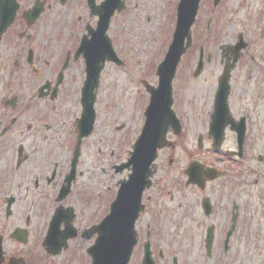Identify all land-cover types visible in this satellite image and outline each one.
<instances>
[{"label": "rangeland", "instance_id": "374dc122", "mask_svg": "<svg viewBox=\"0 0 264 264\" xmlns=\"http://www.w3.org/2000/svg\"><path fill=\"white\" fill-rule=\"evenodd\" d=\"M178 1L126 0V12L115 13L113 16L108 35L113 41V49L124 65L109 64L103 70L95 104L94 129L90 137L84 139L81 147L80 169L83 172L81 186L87 192L95 191L96 195H90L91 201L86 205L72 198L76 212L79 213L80 227L90 225L92 222L97 223L108 213V206L113 200L116 189L115 181L120 180L125 174H115L112 167L127 160L134 142L141 133L144 123L143 112L148 101L147 93L141 83L145 81L151 86H156L155 71L170 43ZM211 7V1L202 0L196 24L192 28L194 49H191L186 58L181 60L173 82V97L177 101L182 126H185V134L183 138L174 140L176 146L174 150L159 153L156 160L158 167L155 179L158 183L165 182L167 178L173 180V183L178 180L182 184L185 179L183 171L186 163L192 159H199L207 165L218 159L220 163L215 166L222 167L220 160H224L225 157H222L221 153L215 155L205 146L204 154L199 156L195 136L204 134L206 131L207 112L211 109L217 80L222 71L220 48L234 44L237 36L242 34L249 48L242 61L239 60L231 73L229 100L231 104L240 102L241 99V101L245 100L244 107L247 110L248 102L255 101L250 116L253 121L252 117L255 114L254 122L260 126L262 134L259 143L257 139L260 137L259 129L255 133L256 146L248 150L251 159L246 163L233 161V165L229 166L231 168L224 170L225 174H221V179H218L219 181L214 185H209L207 189L208 193L217 198V202L225 199L227 204H230L232 199L243 201V220L246 222L243 225L246 229L242 230L244 239L240 240V236L234 238L233 247L225 258L220 255V247H218L211 260L213 264H224L223 259L228 257V264H264V146L262 145L264 141V0H222L213 10V20L206 34L205 24L210 16ZM66 16L67 13L63 14L62 10L52 6L51 10L41 17L33 29V38L29 43L38 56L44 57L46 52L53 51L54 60L56 62L59 60L58 56L61 52L57 51L66 45L65 41L70 35ZM16 28L17 25L13 27V29ZM77 41L74 36L69 38V45H73L69 49L73 50L78 44ZM26 43L22 40L16 46L25 49ZM2 47L1 51L5 59L8 55L11 57L13 46L4 43ZM199 47L203 49L204 59L210 55V61L204 63L200 76L193 79L192 73L198 62ZM66 50L63 52L65 53ZM15 72H17L15 69L3 70L1 77L5 80L2 86L5 92H7L5 87H9V78L17 76L14 75ZM23 72L25 77L26 72ZM80 78L81 87L84 82L82 73ZM16 88L17 86L12 83L11 90L6 94L15 93ZM65 94L68 97L70 91L67 93L66 90ZM75 95L74 93L71 96ZM79 97L80 92L77 93V100L74 97L70 99L71 116L65 123V132L68 126L75 124L80 115ZM67 103L68 100L64 102L65 106ZM232 106L235 109L239 108V104ZM116 126H119L121 130H117ZM73 136H75L74 133ZM73 136V139H70L71 142L74 141ZM231 143L228 139L223 150L232 149L234 146H231ZM97 150L100 152L98 153ZM69 151L72 152V148ZM258 156L262 157V161L257 160ZM168 158L173 160L171 165L167 163ZM249 167L256 170L249 171L251 169ZM240 168L245 174H242V171L239 174ZM254 180L258 182L256 187L253 186ZM165 183L167 185V182ZM77 187L81 190L79 186ZM253 188L261 189L260 203H252L250 192ZM179 192H182V185L180 189L178 186L164 187L163 207L160 199L158 201L162 209L156 216L158 225L155 230L154 248L161 252V257L157 259L158 264H171L172 257H175L179 264H211L212 262H207L203 258L201 238L208 221L201 216L199 210L194 222H190L195 227L194 230L183 221L184 219L176 218L175 221V216L180 213V210H177L176 201L179 198ZM169 195L173 196L171 201ZM186 195L188 203L193 201L191 198L198 196L194 189L189 188L186 193H181L180 202ZM182 205L188 209L190 204H186L183 199ZM154 214L156 213L153 212L152 215ZM149 216L147 211L140 220L141 237H143V227L145 228L144 223ZM221 218L217 224L220 222L222 224ZM177 224L178 227H176ZM222 231L223 229L218 230L219 234ZM254 232L256 238L253 239ZM93 238L84 242L85 247L89 246ZM221 238H218L220 244ZM76 250H79L77 256L83 254V248L76 247L73 251L75 255Z\"/></svg>", "mask_w": 264, "mask_h": 264}, {"label": "flooded vegetation", "instance_id": "af4514ba", "mask_svg": "<svg viewBox=\"0 0 264 264\" xmlns=\"http://www.w3.org/2000/svg\"><path fill=\"white\" fill-rule=\"evenodd\" d=\"M16 1L19 8L16 12L15 20L0 38V264H90V259L86 254V243H84L85 241H90V239H84L81 233L97 225L101 219L97 223L92 222L90 225L83 227L78 224L79 213L76 212L72 198L77 199L80 204L86 205L91 201L90 195L96 194L95 191H92L94 193H90L91 191L87 192L81 186L83 172L80 169V160L84 139L81 140L80 156L74 179L72 182L67 180L69 179L73 154V151L71 152L69 149H74L77 134L74 133V141L71 142L70 139L72 137L67 135L68 132H65L64 127L65 123L69 121V116H71L69 111L71 106L70 99L73 97L75 99L77 93L80 92V74L82 73L83 79L85 78L84 55L81 53L76 55L75 52L82 39L89 40L87 33L95 29L98 17L91 14L89 9L90 0ZM92 2L96 6L102 0H92ZM38 4H42L41 14L34 23L28 24L26 17L31 14L35 5L38 7ZM52 6L62 10L63 14L67 13L66 17L68 20L66 23L70 33L65 41L66 45L62 46L59 49L60 51H57L61 52L57 62L54 60L55 54H53V51L46 52V55L42 57L38 56L36 50L29 45L33 38L34 27H36L41 17L51 10ZM15 25H17V28L13 29ZM73 36L78 40V44L72 50L69 48L70 46L73 47V45H69L68 39ZM22 40L27 42L25 49L16 46ZM4 43L13 46L11 48L12 56L8 55L6 59L1 51ZM65 49L67 50L64 53ZM246 52L247 50L242 53L241 61ZM6 69L17 70L14 73L17 76H12L13 78L10 77L8 80L9 87H5L7 92L2 87L5 84L4 77H1V75L3 76V70ZM23 71L26 72L24 74L25 77L22 74ZM12 83L17 88L15 93L8 95L6 93L11 90ZM66 90L67 93L70 91L68 97L65 94ZM74 93L76 95L71 96ZM67 100L68 103L65 106L64 102ZM241 100L231 104L228 98V115L225 121L222 122L224 127L221 138L218 139V136L215 138L209 132L208 125L211 109L207 112L205 133L195 136L196 148H198L197 144L200 140L202 150L206 146L209 152L215 155L221 153V156L225 157L224 160H220L222 165L220 168L215 166L220 163L218 159L208 165L205 164L206 167L213 168L219 173L215 172L216 174H214L219 177V180L221 179V174H225L224 170L229 168L228 165H233L234 162L246 163L251 159V154L249 153L248 155V150L256 146L254 136L258 129L260 137L257 139L259 143L261 140L260 126H257L254 122L255 114L252 117L253 121L250 116V111H253L252 107H254L255 101L251 100L248 102L250 110H247L244 107L245 100ZM238 104V109L232 108V105L238 106ZM172 109L179 120L181 132L179 136H173V129L169 125L166 128L168 133L166 140L170 146L162 151L174 150L176 148L174 140L183 138L185 134V126H182L177 101L174 98ZM68 128L70 127L68 126ZM241 132H243L242 156L238 158L235 156L238 150L237 133ZM170 136L172 138L169 139ZM228 139L230 143L232 142L231 146L233 145L234 147L223 150ZM71 143H73L72 146ZM262 145L264 146V141ZM215 146L219 147L218 150L213 149ZM98 152L100 151L98 150ZM257 160L262 161L261 156H258ZM167 163L171 165L173 160L169 158ZM157 167H155L149 189L144 191L141 196L143 210L135 223L136 245L129 264H142L145 246L149 248L153 264H158L157 259L161 257V252L154 248L156 244L155 230H157L156 226L158 225L156 216L162 210L158 205V201L160 199V204L163 207L164 187L172 186L175 188L178 186L180 189L181 185L182 192H179V198L176 199L177 210H180V213L175 216V221L176 218L184 219L183 221L188 223L190 228L194 230L195 227L190 222L196 218L199 210L201 216L208 221L205 231L211 228L214 236L209 248V255H207L205 249V231L201 238L204 260L212 262L213 253L218 247H220V255L225 258L233 247L234 238L240 236V240L244 239V232H242V230L246 229L243 226L246 223L243 220L244 202L235 199H232L230 204H227L226 199L217 202V198L208 193L207 189L209 185L217 183L218 179L206 182L204 185L205 189H199L197 186H186L185 181L182 184L178 180L173 183V180L167 178L165 179L167 185L165 182L158 183L155 179ZM249 168H251L249 171L256 170L252 169V167ZM240 171L245 174L241 168L239 169V174ZM123 173L125 174L120 180L127 178L130 170L126 169ZM120 180L115 181L114 185L116 187ZM257 183L254 180L253 186L256 187ZM189 188L194 189L198 196L191 198L193 200L191 203L187 202V195L182 198V201L184 199L186 204H190L189 208L186 209L180 199L181 193H186ZM251 194L252 203H260L261 189L253 188L250 192V198ZM115 195L116 192L113 194V200ZM169 198L171 201L173 196L169 195ZM147 211H149L150 216L144 223L145 228L143 227V237H141V224L139 223ZM153 212L156 214L152 215ZM220 213L222 224L221 222L217 224L220 219L218 217ZM55 215H57V226L51 242H55L60 247L51 250L50 247L44 245V242ZM176 227H178V224ZM220 229H223L220 233L221 235L218 232ZM254 229L256 230L255 227ZM71 233H75L76 237L63 239V236ZM228 235V242L225 244ZM255 236L254 232L253 239L256 238ZM219 237H222L221 244L219 243ZM76 247L83 248V254H78L77 256V251L79 250H76L75 255L73 251ZM174 258L172 257L171 264H179L176 258L174 263ZM228 261V257L223 259L224 264L225 262L228 264Z\"/></svg>", "mask_w": 264, "mask_h": 264}, {"label": "water", "instance_id": "95a60500", "mask_svg": "<svg viewBox=\"0 0 264 264\" xmlns=\"http://www.w3.org/2000/svg\"><path fill=\"white\" fill-rule=\"evenodd\" d=\"M219 1L214 0V6ZM198 5L199 0H181L179 2L172 41L156 72L158 76L157 88L146 86L150 101L144 113L146 118L144 127L134 144L129 163L123 166L132 165L133 172L129 177V181L121 184L118 200L111 204L109 214L99 225L85 231L82 235L83 238L88 239L93 234H97L93 246L87 250L92 260L91 264H128L132 248L136 242L134 222L141 210L139 205L140 194L144 188H148L150 185L149 177L152 172L149 167L156 159V151L165 146L166 128L170 125L175 134L179 133V124L170 110L172 103L171 82L181 56L190 46V28L194 23ZM90 8L93 14L99 16V21L96 31L94 33L89 31L91 39L84 42L80 48L86 59V81L82 89V115L78 121L79 140L87 136L92 129L95 119L93 105L98 88V78L105 62L119 64L106 32L114 11H122L124 4L121 0H105L100 7H93L92 0H90ZM17 9L18 6L15 0H0V36L14 21ZM39 12H34L35 15L30 19V23L31 20H35ZM242 48H244V44L241 37L235 47L227 48L233 55V61L231 65L225 66L218 81L214 114L210 123V132L215 138L218 136V139L221 138L224 127L222 122L225 121L228 115L226 100L229 93V72L239 58V51ZM201 68L200 57L195 76ZM185 174L188 177V183L199 184L201 174L198 165L195 163L190 164ZM51 232L53 233L54 229ZM71 236L73 234L65 235L64 239ZM142 264H152L147 247L145 248Z\"/></svg>", "mask_w": 264, "mask_h": 264}]
</instances>
